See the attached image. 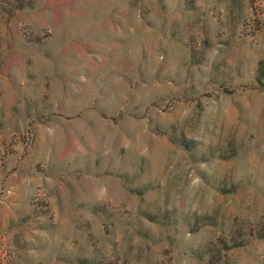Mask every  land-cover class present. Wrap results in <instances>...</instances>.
I'll list each match as a JSON object with an SVG mask.
<instances>
[{
  "label": "rangeland",
  "instance_id": "374dc122",
  "mask_svg": "<svg viewBox=\"0 0 264 264\" xmlns=\"http://www.w3.org/2000/svg\"><path fill=\"white\" fill-rule=\"evenodd\" d=\"M0 264H264V0H0Z\"/></svg>",
  "mask_w": 264,
  "mask_h": 264
}]
</instances>
